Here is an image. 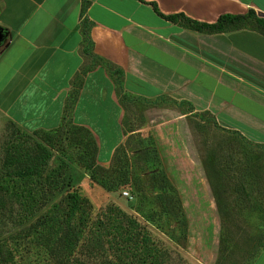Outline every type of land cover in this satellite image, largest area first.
<instances>
[{
  "label": "crops",
  "instance_id": "obj_1",
  "mask_svg": "<svg viewBox=\"0 0 264 264\" xmlns=\"http://www.w3.org/2000/svg\"><path fill=\"white\" fill-rule=\"evenodd\" d=\"M84 1L81 13L83 0H0V25L6 30L0 44V114L8 123L23 131L57 126L71 82L87 66L80 73L71 115L73 123L91 132L96 161L102 166L133 131L125 130L130 119L134 130L157 136L169 126L187 164L183 137L192 138L194 130L186 102L191 111L264 144V34L252 26L195 30L162 18L149 3L163 14L181 12L213 22L221 13H244L248 8L264 20V0ZM83 16L90 21L92 52L118 74L91 63L82 52ZM157 96L165 101H145ZM172 100L184 102L175 107ZM131 113L136 117H129ZM86 183L98 185L90 179ZM208 185L204 191L212 218L206 220L204 202L199 203L204 224L215 222L218 215ZM213 242L217 246L215 237ZM215 249L211 255L202 254L203 264L216 262ZM260 252L251 264L260 255L256 264H264Z\"/></svg>",
  "mask_w": 264,
  "mask_h": 264
},
{
  "label": "rangeland",
  "instance_id": "obj_2",
  "mask_svg": "<svg viewBox=\"0 0 264 264\" xmlns=\"http://www.w3.org/2000/svg\"><path fill=\"white\" fill-rule=\"evenodd\" d=\"M133 113L128 116L131 117ZM191 119L194 135L189 136L192 137L190 139L183 137V145L189 152L190 161L187 164L178 149L176 135L169 126L162 128L161 136H157L147 130H134V122L130 119L125 130L133 131L117 147L108 165L103 166L112 171L115 168L112 173L117 169L124 179L123 182L114 183L110 189L87 185L89 177L86 178L83 168L74 161L76 155L72 144L63 140L60 146L54 144V148H49L33 130H20L1 114L0 163L5 146L15 138L17 130L25 132L30 140L42 144L51 152L49 165H55L60 160L67 163L64 189L76 188L85 196L91 206V216L108 204H116L132 214L150 231L158 246L164 248V264H203V253L205 256L211 255L215 247L218 252L222 226L219 202L224 208L225 223L235 240L232 253L245 255L259 239L263 241L261 245L264 248V144L252 142L245 136L241 139L229 132L232 129H225L215 121L198 120L194 116ZM65 128L69 129V126ZM112 138L111 135L109 139ZM66 156H70V159ZM208 183L218 215L215 222L204 224L202 211L206 220L212 218L204 191ZM123 190L129 195H124ZM158 191H162L160 195ZM62 193H55L49 202ZM202 202L201 211L199 203ZM17 230L10 219L0 214V245L3 248L16 244L14 236ZM214 237L217 246L214 245ZM16 249L15 260L18 264H58L53 259L37 260L23 241ZM261 256L255 264L262 260Z\"/></svg>",
  "mask_w": 264,
  "mask_h": 264
},
{
  "label": "trees",
  "instance_id": "obj_3",
  "mask_svg": "<svg viewBox=\"0 0 264 264\" xmlns=\"http://www.w3.org/2000/svg\"><path fill=\"white\" fill-rule=\"evenodd\" d=\"M149 3L162 18L195 30L225 31L252 26L264 34V20L252 8L244 13H221L213 22H201L181 12L163 14L154 2ZM84 8L83 0L81 13ZM89 25L90 21L85 16L81 17L82 52L91 63H100L118 74L110 62L92 52V42L88 36ZM86 67H81L71 82L58 125L48 129H34L32 132L49 148H54V144L60 146L63 140L72 144L76 155L73 157L74 161L80 164L89 179L104 189H110L114 183L123 182L124 179L117 169L112 173L115 168L112 171L97 163L94 137L87 128L72 121L71 106L81 81L80 73ZM145 101L156 104L165 99L157 96ZM183 102L171 101L175 107ZM185 109L190 111L191 117L209 119L215 123L212 117L191 111L188 102ZM67 125L69 129L65 128ZM17 132L15 138L5 146L0 163V214L10 219L18 230L13 247L3 248L0 245V264H18L15 260L16 247L21 241L31 248L32 254L39 261L53 259L58 264H164V248L158 246L143 223L116 204H108L91 216L88 199L76 188L64 189L67 163L60 160L55 165H49L51 152L42 144L30 140L25 132ZM74 132L77 135H73ZM229 132L244 138L236 130ZM66 157L70 159V156ZM203 159L209 171L205 154ZM62 191L57 199L49 202L55 193ZM161 192L158 191V195ZM215 194L218 200L216 190ZM219 211L222 226L216 264H251L256 254L264 251L261 245L263 241L257 240L245 255L232 253L235 240L225 223V212L220 202Z\"/></svg>",
  "mask_w": 264,
  "mask_h": 264
},
{
  "label": "water",
  "instance_id": "obj_4",
  "mask_svg": "<svg viewBox=\"0 0 264 264\" xmlns=\"http://www.w3.org/2000/svg\"><path fill=\"white\" fill-rule=\"evenodd\" d=\"M5 36H6V30L2 25H0V44L2 43Z\"/></svg>",
  "mask_w": 264,
  "mask_h": 264
},
{
  "label": "built area",
  "instance_id": "obj_5",
  "mask_svg": "<svg viewBox=\"0 0 264 264\" xmlns=\"http://www.w3.org/2000/svg\"><path fill=\"white\" fill-rule=\"evenodd\" d=\"M122 193H123L124 195H129L128 192H127L126 190H123Z\"/></svg>",
  "mask_w": 264,
  "mask_h": 264
}]
</instances>
